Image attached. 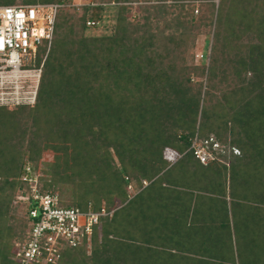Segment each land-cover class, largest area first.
Segmentation results:
<instances>
[{
    "label": "trees",
    "instance_id": "16d2710c",
    "mask_svg": "<svg viewBox=\"0 0 264 264\" xmlns=\"http://www.w3.org/2000/svg\"><path fill=\"white\" fill-rule=\"evenodd\" d=\"M73 1L0 0L65 4L36 104L0 108V264L19 263L7 220L41 164L61 206L114 210L47 264H264V0Z\"/></svg>",
    "mask_w": 264,
    "mask_h": 264
},
{
    "label": "built area",
    "instance_id": "2783aa9c",
    "mask_svg": "<svg viewBox=\"0 0 264 264\" xmlns=\"http://www.w3.org/2000/svg\"><path fill=\"white\" fill-rule=\"evenodd\" d=\"M69 5H97L91 0H74ZM63 3L0 5V107L13 109L34 106L37 102L45 61L53 46L58 11ZM98 22L89 21V26ZM207 55V53H206ZM205 58V54L200 55ZM208 141L198 138L192 143L195 156L207 164L215 158ZM218 148V143L214 145ZM235 152H239L235 150ZM27 171L33 175L31 166ZM24 175L31 186L29 196L22 197L28 206L29 236L17 250L18 264L58 263L65 246L90 243L95 225L102 217L112 215L106 207L61 206L60 196L39 188L38 176Z\"/></svg>",
    "mask_w": 264,
    "mask_h": 264
},
{
    "label": "rangeland",
    "instance_id": "374dc122",
    "mask_svg": "<svg viewBox=\"0 0 264 264\" xmlns=\"http://www.w3.org/2000/svg\"><path fill=\"white\" fill-rule=\"evenodd\" d=\"M218 1L219 0H217V2ZM3 5H5V4H3ZM104 14H105V16H104L105 18L107 16V18L112 19L114 16V11H111V12L107 11ZM98 24H97L98 25L97 27L93 26V27L89 28L87 30V33L88 34L95 33V31H97V29L102 30V28H99L102 25L101 21H99ZM214 33H215V27H213L210 31L208 30V31L201 33L197 36L195 49L193 50L195 52V61L197 64L208 66L211 63V59H212V55H213V48H214V43H215L214 42L215 41ZM202 53L205 54V58H202L200 56ZM206 53H207V55H206ZM203 80H205V79H203ZM2 108H5V107H2ZM218 146H219L218 148H223L222 144L218 143ZM48 160L51 161L53 159H52V157H50V159H48ZM46 169H48L47 166H44L41 164V165H39V167L37 168L35 173H37L36 175L38 177L42 174L41 176H43L44 178H46V177L50 178V174L46 173ZM137 190L138 189L135 186L130 188V191L132 193H135ZM65 194L69 195L72 193L70 190H67V192H65ZM8 217H9V220H7V224L8 225L10 224V226L12 227L13 234H14L12 244H13V246H15V249L17 251L18 247L20 245V239H21L20 236H22L23 233L25 232V229H24L25 219H26L25 210H23L21 208L16 209L15 212L12 211ZM90 244L88 246L89 248H90Z\"/></svg>",
    "mask_w": 264,
    "mask_h": 264
}]
</instances>
